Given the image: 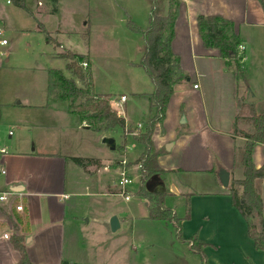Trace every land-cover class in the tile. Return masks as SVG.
<instances>
[{
	"label": "crops",
	"instance_id": "obj_1",
	"mask_svg": "<svg viewBox=\"0 0 264 264\" xmlns=\"http://www.w3.org/2000/svg\"><path fill=\"white\" fill-rule=\"evenodd\" d=\"M45 3V0H36L37 7H44ZM5 5H12V2L0 0V29L3 33ZM25 5L24 12L28 16L33 14L34 18L36 15L35 20L43 28L44 16L60 14L58 0L54 13L45 7L36 9L34 14L29 0ZM168 11L169 0L166 12L160 15H167ZM150 15L151 12L146 16V25L141 27L144 30L149 26ZM209 15L221 16L233 23L234 35L240 41L239 45L245 47L241 51L238 46L242 73H237L236 63L222 57L219 49L205 46L197 19ZM22 20L12 28L14 33H40L37 28H28ZM174 29L172 48L188 78L174 86L165 116L156 126L153 139L158 149H166L159 156V163L165 172L153 176L147 183L148 189L166 192V203L169 198L190 196L189 218H185L187 213L179 216L173 207L169 208L181 218V231L185 238L199 233V241L205 244L203 250L206 256H211L212 264H264V251L255 247L248 223L233 205L230 195L233 181L244 177L240 168L244 135L253 131V115L261 112L255 109L256 104L264 102V0H181ZM47 36L51 39L46 42L49 44L54 38L49 33ZM8 45L9 41L0 48ZM59 47L69 50L61 43ZM60 52H55L56 56ZM76 54L87 55L85 52ZM86 62L89 63L87 59ZM4 63L8 66L7 70H15L16 65L7 58ZM66 64L65 72L61 71L66 77H71ZM49 70L44 83L38 87L36 101L32 98L0 100V113L10 106L21 109L20 118L13 125L17 138L10 143L14 133L9 130L12 133L8 131V138L5 139L9 144L0 141L1 147H6V152L0 155V162L6 171L0 175V189L11 190L16 185L24 187L23 191L16 192L19 193L17 203L23 206L22 212L15 211L9 202L0 203V264H17L19 253L13 246L14 236L24 237L25 249L32 264H61L62 261L69 264H136L138 250L131 241L134 221L131 228L124 229V236L110 235L113 232L109 217H118L113 207L108 210L107 216L94 217L90 228V220L82 219L77 208V197L119 194L121 188L113 182V174H118L119 161H132L128 157L133 155L132 150L137 146L139 152L128 167L129 172L138 168L140 183V165L136 160L143 152V146L134 140L135 146L132 144L130 147L128 139L132 138V134L126 133L125 136L123 133L121 139L124 145L121 141L115 143L124 148L114 157L112 165L108 160L111 154L105 152L103 145L98 154L90 156L76 152L64 155L56 152L55 146L45 149L46 143L56 142L54 139L46 140V133L42 132L45 127L39 120L41 112H60L65 119L64 124H71V127L76 125L75 118L78 117L70 111L67 101L56 97V90L48 96ZM154 91L152 82L149 91L138 93L142 119L137 123L132 121L127 108L121 113L117 111L125 118L128 128L143 127L149 117V97ZM122 96H126V104L127 95L121 94L116 98L121 99ZM250 97L256 100L249 101ZM77 126L90 128L81 120ZM113 132L119 133L117 129ZM75 157L89 158L90 162L81 167L74 162ZM253 159L257 168L264 167L263 143L255 145ZM222 169L230 173L229 188L224 187L219 179ZM167 179L170 190L165 188ZM194 186L210 187V192L193 193L190 187ZM256 187L261 194L264 193V178L256 181ZM133 191L137 193L139 186ZM123 197L130 201V198ZM144 200L143 204L148 208V202ZM131 209H134L133 206ZM128 219L119 216L121 225L118 229L128 224ZM4 234L8 237L5 238ZM245 244L249 247L247 258Z\"/></svg>",
	"mask_w": 264,
	"mask_h": 264
},
{
	"label": "rangeland",
	"instance_id": "obj_2",
	"mask_svg": "<svg viewBox=\"0 0 264 264\" xmlns=\"http://www.w3.org/2000/svg\"><path fill=\"white\" fill-rule=\"evenodd\" d=\"M45 1L44 7H37L36 0H29V7L34 14H36V9L49 7L52 11L56 7V2ZM152 1L157 3V7L154 8L157 14L166 12L168 0H58L60 14L55 16L49 14L43 17L46 28L44 30L46 31H43L40 23L35 20L36 15L35 18L31 13V16H28L24 9L13 3L5 5L2 14L5 31L0 38L4 37L9 41V45L0 48L2 52L0 63L5 62L7 58L11 64L16 65V68L7 70L8 66L4 62L0 65V100L18 101L32 98L33 101H36L39 93L38 87L44 83L47 69L65 72L66 59L56 56L55 53L64 50L59 47V43H61L71 52L87 54L86 59L89 64L86 67H81L88 73L92 69L95 92L112 93L110 97L112 107L119 113L127 108L132 121L137 123L142 119L141 97L138 93L149 91L152 80L146 70L139 66L145 53L144 35L141 31H133L128 24L131 19L138 27L145 26L146 16L153 9ZM17 14L22 15L25 19H20ZM21 20L31 30L39 29L40 33L35 31L28 34L14 33L12 28L17 26ZM88 31L89 37H86L85 33ZM48 33L54 38L49 44L46 43L47 39L45 38ZM240 62L243 63V60L240 59ZM78 85H80L79 82ZM121 94L127 95L128 101L126 104L122 102L116 105L115 99ZM15 107L4 108L0 113V141L2 144L4 141L5 144H9L17 138V131L13 125L18 122L21 109ZM255 109L264 110V102L257 103ZM40 115L39 120L45 127L42 132L46 133V140L54 139L56 142V144L46 143L45 149H49V147L53 149L55 146L56 152L64 155L76 152L80 155L90 156L98 154L99 148L103 145L106 149L105 152L111 154L108 160L112 165L114 157H117L118 152L124 148L118 146L119 148L113 151L107 144H102L104 137L114 138L116 143L121 141L123 144L122 134L124 133L126 136L123 130L117 129L119 133L113 132L114 129L98 131L99 128L103 129L104 124L88 121H85V124L91 125L89 129L78 128L77 124L80 123L78 117L75 118V126L71 127V124L66 126L65 119L62 118L60 112L43 111ZM143 128L144 125L141 129ZM250 128L252 129V123H250ZM135 129L139 130L140 128ZM9 130H12L14 134L12 140L7 142L5 139L8 138ZM49 132L52 134H48ZM102 134L103 138H101ZM131 136L132 138L128 139L130 147L132 144L135 146L133 143L134 134L132 133ZM139 149V146L135 147L132 150L133 155L128 157L132 160H128L130 166V162L135 161L133 158L137 156ZM240 168L243 172L242 165ZM130 174L133 180L128 186L130 201H126L121 194L77 197V208L81 212L82 219L90 220L88 227L93 226L94 217L107 216L108 210L115 207L118 217L129 218V223L110 235L124 236L126 233L124 229L131 228L132 221H134L135 230L131 241L138 250L135 257L136 264H202L201 254L193 251L189 242L178 239V232L173 224L149 218L148 208L143 204L144 198L138 195V192L133 191L137 190L138 186L140 187L138 168L132 169ZM113 178V182L118 184L119 174L114 173ZM166 186L165 188L170 190L168 179ZM209 188L194 186L190 187V191L200 194L210 192ZM165 204L168 208L173 207L179 216H183L190 208V196L186 195L184 199L169 198ZM132 206L134 209H131ZM257 221H259V217ZM248 254L249 247L245 244L246 258ZM210 258L211 256H206L209 262ZM210 264L212 263L210 262Z\"/></svg>",
	"mask_w": 264,
	"mask_h": 264
},
{
	"label": "trees",
	"instance_id": "obj_3",
	"mask_svg": "<svg viewBox=\"0 0 264 264\" xmlns=\"http://www.w3.org/2000/svg\"><path fill=\"white\" fill-rule=\"evenodd\" d=\"M260 1L263 2V0ZM11 2L22 9L26 8V0H11ZM180 4L181 0H169L168 14L160 15L154 9L155 1H152L153 9L149 26L145 30L129 19L128 26L133 31H141L144 35L145 53L139 66L146 70L155 85V91L149 97L150 112L143 129L128 128L125 118L119 115L111 105L112 95L95 92L91 71L90 73L85 72L79 65L80 62H86V55L76 54L69 50H63L58 54V57L68 60L66 70L71 73V77H66L61 70L50 69L48 71V96L56 90V97L61 101H67L70 111L76 114L81 121L103 123V129L99 128L98 131L121 129L125 133L134 134L135 142L143 146V152L136 160V163L140 165L138 195L147 200L149 217L153 220L173 223L178 232V239L189 242L192 250L201 254L202 264H210L203 250L205 244L199 241V233L196 232L190 238L183 236L181 218L172 209L166 207L167 193L150 191L147 188V183L153 176L165 172L159 163V156L166 149H158L153 139L156 126L165 116L174 86L188 78L182 71L180 59L172 48L177 9ZM55 11L54 8L52 12ZM197 24L205 46L219 49L222 57L228 59L230 63H236L237 73H242L238 58L240 41L234 35L233 23L221 16L209 15L199 16ZM41 29L46 31L43 27ZM85 36L89 37V31L85 33ZM46 39L51 40L48 36ZM253 128L251 133L244 135L245 143L240 157L244 177L233 181L230 195L233 205L248 223L249 235L254 240L255 247L264 251V193L261 194L256 187V181L264 178V167L257 168L253 159L255 145L264 144V110L253 115ZM117 148L119 147L115 145L114 150ZM74 162L84 167L90 159L75 157ZM189 217L190 208L185 218ZM258 217L259 221H257ZM13 246L19 253L17 264H32L25 249L24 237L14 236ZM61 264L69 263L62 261Z\"/></svg>",
	"mask_w": 264,
	"mask_h": 264
},
{
	"label": "built area",
	"instance_id": "obj_4",
	"mask_svg": "<svg viewBox=\"0 0 264 264\" xmlns=\"http://www.w3.org/2000/svg\"><path fill=\"white\" fill-rule=\"evenodd\" d=\"M7 3H11L10 0H6ZM3 34L2 29H0V36ZM7 44V40L5 38H0V45H5ZM239 49L243 51L245 47L243 45H239ZM80 66L86 67L87 63L86 62H80ZM197 87V85H196ZM126 101V96H122L121 99H115V104L119 105L122 102ZM11 131H9V134ZM6 152V147H0V155L4 154ZM129 162L126 159H122L118 163V174H119V179H118V186L121 188V191H119V194L123 195L126 197V199H129V194H128V186L133 182L131 178V174L129 172ZM5 167L4 165L0 162V175L5 174ZM19 194V193H18ZM18 194L16 192H13L11 190H1L0 189V203L4 202H9L10 205H13L14 210L17 212H22L23 211V206L21 203H17L18 199ZM66 198V196H65ZM4 237L7 238L8 235L4 234Z\"/></svg>",
	"mask_w": 264,
	"mask_h": 264
},
{
	"label": "water",
	"instance_id": "obj_5",
	"mask_svg": "<svg viewBox=\"0 0 264 264\" xmlns=\"http://www.w3.org/2000/svg\"><path fill=\"white\" fill-rule=\"evenodd\" d=\"M256 98L255 97H250L249 101H255ZM89 127V126H86ZM102 142L107 144L109 146V148L111 150H114L115 148V140L114 138L111 137H104L102 139ZM219 179L221 181V183L223 184L224 187H228L230 184V173L229 171H227L226 169H222L219 173ZM24 187L22 185H16L14 187L11 188V191L13 192H21L23 191ZM119 220L117 216H111L109 219V226H110V230L112 232L116 231L119 228Z\"/></svg>",
	"mask_w": 264,
	"mask_h": 264
}]
</instances>
